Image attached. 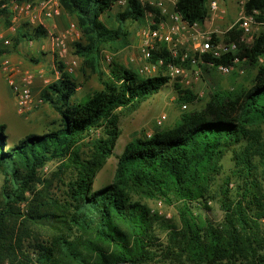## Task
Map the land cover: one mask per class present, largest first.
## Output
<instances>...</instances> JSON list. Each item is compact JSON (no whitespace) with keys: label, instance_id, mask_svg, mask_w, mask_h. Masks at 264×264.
<instances>
[{"label":"trees","instance_id":"1","mask_svg":"<svg viewBox=\"0 0 264 264\" xmlns=\"http://www.w3.org/2000/svg\"><path fill=\"white\" fill-rule=\"evenodd\" d=\"M58 2L81 34L73 54L98 76L101 89L77 100L74 80L56 62L59 78L39 99L57 121L10 146L0 125V264H264V32L246 43L233 27L224 41L235 44L236 53L203 57L228 67L234 58L244 62L254 72L249 86L213 91L202 108L182 111L172 126L149 138L134 136L116 157L109 183L95 189L119 135L117 111L137 107L169 79L142 78L115 63L107 75L101 71V52L127 47L130 25L142 21L137 1L128 0L114 16L116 0ZM175 11L189 24L208 19L207 0H177ZM243 12L264 23V0H246ZM46 36L43 27L28 24L15 42ZM158 57L169 60L165 50L152 61ZM196 98L186 90L180 101L193 105ZM97 130L102 134L89 138ZM86 138L91 147L81 153ZM228 152L231 176L217 185ZM50 163L60 166L44 179L41 171ZM54 181L63 187L59 197L50 193ZM142 199L176 205L178 225ZM211 202L222 212L219 222L206 214Z\"/></svg>","mask_w":264,"mask_h":264},{"label":"rangeland","instance_id":"2","mask_svg":"<svg viewBox=\"0 0 264 264\" xmlns=\"http://www.w3.org/2000/svg\"><path fill=\"white\" fill-rule=\"evenodd\" d=\"M212 0H207V8ZM246 0H217L219 11L213 20L205 22L201 26L202 30L214 31V35L223 38L224 35L233 27H237V31L241 32L240 38L246 43L253 42L259 34L264 32V23L259 24L255 21L252 25L251 32L244 34L239 28L238 24L240 18L245 16L243 12V5ZM119 7L114 6L111 16L118 11ZM104 19L106 16L103 17ZM56 28L53 27L52 34L62 35L70 26L74 23L70 17L63 13L62 16L54 19L53 21ZM10 26V16L8 12L0 14V35L8 36L10 38V45L3 47L0 45V60L7 56L11 59L18 58L22 61L23 68L29 70L35 75L34 84L38 85V91L43 90L48 84L56 81L59 78L58 69L55 63L60 62L64 64L65 71L66 65L72 60H76V66L72 73H69L76 84L75 98L80 100L85 96L92 94L94 91L101 89V84L96 74L91 73L88 70H84L81 60H78L74 56L73 44L78 42V38H68L65 40V46L67 54L61 57L56 50H53L51 46L50 38L47 40L46 36L40 40H27L20 38L18 42H15V38L19 33L28 30V23L21 21L20 27L17 32L10 34L8 28ZM142 26V22L132 23L129 27L131 37L130 44L124 49L118 51H112L105 49L100 54V68L103 73L108 74L109 66L112 63L121 65L123 68L137 73L139 65L142 63L139 53L134 49L137 41L138 28ZM192 49V40H189L187 44L181 47L182 51ZM111 55V64H107L104 61L103 56ZM130 57L136 59V63L130 62ZM17 64V62L12 61ZM203 69V65L199 64L197 67L190 65H184L185 79L189 81L188 84L183 82L182 78L169 79L167 85H165L157 94L149 97L137 107L131 110H118V130L117 136L113 148V154L106 160L104 166L97 173L99 182H94V188H98L102 184H108L111 180L115 169L117 160L116 157L122 153L125 145L131 141L134 136H147L155 132L157 129L172 126L176 120L180 117L182 111H188L193 108L200 109L208 101L213 91L222 90H235L239 88H246L249 86L253 71L247 67L242 61L233 67L229 74H222L216 69L206 68ZM142 77V78H147ZM153 77V76H151ZM13 99L14 109L11 112L3 114L0 112V125L5 126V133L7 135V146H10L12 142L16 143L23 139L28 134L43 133V131L49 129L52 123L56 122L58 116L56 113L46 104L41 103L39 99V93L36 91L33 93V105L28 110L20 111L16 106L14 97L9 90L7 84L5 86ZM192 91L197 97L193 105H187V109L182 110L180 103V97L183 95V91ZM4 92L0 91V108L6 105ZM166 116V121L161 128H156L155 120L161 116ZM264 133V132H263ZM102 134L101 130H97L91 134L89 138H97ZM264 135V134H263ZM86 138L80 143L81 153H87L91 147L90 139ZM223 170L221 175L217 178L216 184L220 185L224 180L231 176V170L233 169L232 154L228 152L223 161ZM60 166V163H50L42 171L41 176L44 179H52L51 175L55 173ZM67 174V172H66ZM234 179L231 177L229 182V188L234 186ZM62 185L54 181L50 193L52 195L60 196ZM144 203L151 211L156 212L165 221H169L172 225H178V218L176 214V205H167L159 200L142 199ZM209 210L206 214L210 219L215 222H219L222 219V212L218 205L214 202L208 204ZM159 236L163 239L165 232L157 230Z\"/></svg>","mask_w":264,"mask_h":264},{"label":"built area","instance_id":"3","mask_svg":"<svg viewBox=\"0 0 264 264\" xmlns=\"http://www.w3.org/2000/svg\"><path fill=\"white\" fill-rule=\"evenodd\" d=\"M2 1V0H0ZM144 10L142 26L138 28L137 41L134 49L139 53L142 63L137 69V74L147 78L151 76H164L168 79L182 78L183 82L189 83L185 79L184 65L197 67L199 64L207 65L216 69L222 74H229L238 63L234 58L233 66L214 65L213 61L205 62L204 56L210 59H219L226 53L234 55L237 51L235 44H226L224 37L214 35V31L202 30L198 23L189 24L180 14L175 11L177 0H135ZM128 0H116L115 6L124 7ZM5 9L10 16V26L8 32L14 34L20 27L21 21L27 22L30 26H41L45 29V22L54 20L63 15V10L58 0H40L30 2L26 0H7L0 5V10ZM219 11L217 0L210 1L208 5V19L213 20ZM206 21V22H207ZM255 19L252 15H245L240 18L238 28L244 33L251 32ZM263 24V23H261ZM213 35L218 41L213 40ZM80 37V32L74 23L62 35L48 34L53 50L63 57L67 54L65 40ZM192 40L191 51H182L181 47ZM0 45L3 47L10 45L8 36L0 35ZM165 50L169 60L158 57L152 61L153 53ZM107 64H111V55L103 56ZM76 60H72L66 65L69 73L74 71ZM178 61V63L176 62ZM130 62L137 64L134 57H130ZM0 69L5 73L6 84L11 91L16 106L20 111L28 110L33 105L32 87L35 75L29 70L16 67L9 57L4 56L0 60ZM187 103H181V109H187ZM166 121V116L161 115L155 120L156 128H161ZM151 134H147L149 138Z\"/></svg>","mask_w":264,"mask_h":264},{"label":"crops","instance_id":"4","mask_svg":"<svg viewBox=\"0 0 264 264\" xmlns=\"http://www.w3.org/2000/svg\"><path fill=\"white\" fill-rule=\"evenodd\" d=\"M53 21L54 20H48V21L45 22V30L47 32V35L53 30V27L56 28V26L54 25L55 23ZM46 39L47 40L49 39L48 36L46 37ZM51 46H52V44H51ZM17 59H18L17 57L13 58V59H11V62L12 61L17 62V64H14V63L13 64L16 67L20 68V69H24L23 65L21 64L22 61L21 60H17ZM5 86H6V76H5V73L0 69V91L4 92V96L6 98L5 100L7 101L6 105L3 108H0V112H2L3 114L11 112L14 109L13 99H12L11 95L9 94V92H8V90H7V88ZM38 88L39 87H38L37 83H36V85L33 84L32 92L36 91V93L38 92L40 94V92L42 90L38 91Z\"/></svg>","mask_w":264,"mask_h":264}]
</instances>
